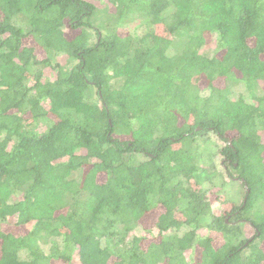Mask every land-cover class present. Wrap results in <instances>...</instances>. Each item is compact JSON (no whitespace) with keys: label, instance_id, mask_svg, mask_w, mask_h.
Listing matches in <instances>:
<instances>
[{"label":"trees","instance_id":"1","mask_svg":"<svg viewBox=\"0 0 264 264\" xmlns=\"http://www.w3.org/2000/svg\"><path fill=\"white\" fill-rule=\"evenodd\" d=\"M263 83L264 0H0V264H264Z\"/></svg>","mask_w":264,"mask_h":264},{"label":"rangeland","instance_id":"2","mask_svg":"<svg viewBox=\"0 0 264 264\" xmlns=\"http://www.w3.org/2000/svg\"><path fill=\"white\" fill-rule=\"evenodd\" d=\"M103 3H107V2H101L100 3V7L101 10H103L105 8L104 5H102ZM108 9L112 12L114 10V7L110 4H108ZM129 27H125V28H120L119 29V33L122 36H125L126 34H128L129 32ZM159 32L162 33L161 28L159 29ZM30 41H28L29 43ZM208 45L203 49V52L209 50L212 53L217 50V42H216V38L212 37L208 40ZM39 55H43L42 53H40ZM221 84V83H220ZM263 88H264V83L262 84ZM211 142H213L214 144L218 145V146H222L223 143L220 142V140L215 137V136H211L210 137ZM217 160V164H218V160L221 161L220 156L216 157ZM220 171L222 169H219ZM222 172V171H221ZM225 184L224 186L221 188V183L222 181H218L217 185H215L217 188L213 190V194L211 197L212 200V204H213V208L216 211L217 214L222 213L224 210L226 211H230L232 208V205L230 203H228L227 201H233L236 204H240L242 201V197H243V193H244V189L241 186V183L239 181H232V180H228L226 178L225 175ZM216 196H219L221 198H217ZM161 213V211H156L153 212L151 214H148L147 216L144 217V219L141 221V224L146 227V228H150L153 226L154 222L156 221L157 217L159 216V214ZM19 233H25L26 230L19 228L18 229ZM244 232L246 234V237H252L254 234V230L251 229V227L248 224L244 225ZM150 242L152 239H148ZM219 243V242H218ZM188 258L192 259L191 254L188 253Z\"/></svg>","mask_w":264,"mask_h":264}]
</instances>
